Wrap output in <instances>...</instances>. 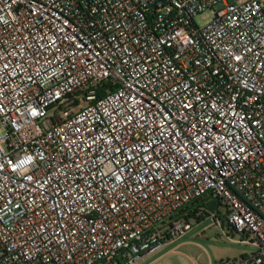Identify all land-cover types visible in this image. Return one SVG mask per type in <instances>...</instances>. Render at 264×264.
I'll return each mask as SVG.
<instances>
[{"label": "built area", "instance_id": "obj_1", "mask_svg": "<svg viewBox=\"0 0 264 264\" xmlns=\"http://www.w3.org/2000/svg\"><path fill=\"white\" fill-rule=\"evenodd\" d=\"M215 198L264 264V0H0V264H138Z\"/></svg>", "mask_w": 264, "mask_h": 264}, {"label": "rangeland", "instance_id": "obj_2", "mask_svg": "<svg viewBox=\"0 0 264 264\" xmlns=\"http://www.w3.org/2000/svg\"><path fill=\"white\" fill-rule=\"evenodd\" d=\"M237 0H228L233 3ZM213 18V11L207 10L199 14L194 22L198 27L209 23ZM77 110V108L75 109ZM62 109L49 112L51 116H58ZM224 205L215 213L217 222L208 214L203 213L189 221V229L182 239L164 241L160 249L146 255L138 264H227L238 261L255 253L257 247L253 245L254 239L250 236L242 237L234 234L225 223ZM188 241L189 244L176 246L180 242ZM170 254L168 251L172 250Z\"/></svg>", "mask_w": 264, "mask_h": 264}, {"label": "trees", "instance_id": "obj_3", "mask_svg": "<svg viewBox=\"0 0 264 264\" xmlns=\"http://www.w3.org/2000/svg\"><path fill=\"white\" fill-rule=\"evenodd\" d=\"M102 95H103V92L102 93L101 92L98 93L99 97H101ZM206 204H207V200L206 199H201V200L194 201V202L190 203L189 205H187L182 210H180L176 214V218L184 219L187 223H189L190 220L195 219L196 213L198 212L199 208H202V207L205 208ZM196 218L198 219L200 217H196ZM229 229L231 230L232 233H234L230 227H229Z\"/></svg>", "mask_w": 264, "mask_h": 264}, {"label": "water", "instance_id": "obj_4", "mask_svg": "<svg viewBox=\"0 0 264 264\" xmlns=\"http://www.w3.org/2000/svg\"><path fill=\"white\" fill-rule=\"evenodd\" d=\"M52 107L53 105H51L49 108H52ZM219 201H220L219 198H215L212 201L207 202L206 208L213 212H216L218 209Z\"/></svg>", "mask_w": 264, "mask_h": 264}, {"label": "crops", "instance_id": "obj_5", "mask_svg": "<svg viewBox=\"0 0 264 264\" xmlns=\"http://www.w3.org/2000/svg\"><path fill=\"white\" fill-rule=\"evenodd\" d=\"M183 238V237H182ZM182 238H180V239H182ZM179 239V240H180ZM190 242H188V241H183V242H180L179 244H177L176 246H181V245H185V244H189ZM171 252H173V249L172 250H170V251H168L167 253H171ZM162 257V255L159 257V258H161ZM159 258H156V259H154L153 261H151V262H149L148 264H152V263H154V262H156Z\"/></svg>", "mask_w": 264, "mask_h": 264}]
</instances>
